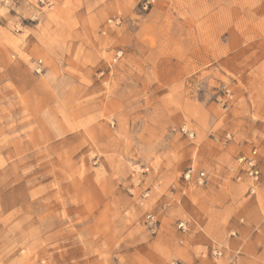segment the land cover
I'll use <instances>...</instances> for the list:
<instances>
[{
    "label": "rangeland",
    "instance_id": "rangeland-1",
    "mask_svg": "<svg viewBox=\"0 0 264 264\" xmlns=\"http://www.w3.org/2000/svg\"><path fill=\"white\" fill-rule=\"evenodd\" d=\"M0 264H264V0H0Z\"/></svg>",
    "mask_w": 264,
    "mask_h": 264
},
{
    "label": "built area",
    "instance_id": "built-area-1",
    "mask_svg": "<svg viewBox=\"0 0 264 264\" xmlns=\"http://www.w3.org/2000/svg\"><path fill=\"white\" fill-rule=\"evenodd\" d=\"M181 132L189 136L193 134L187 132L185 127L181 128ZM238 165L241 167L242 173L251 181L249 192L254 193V189L260 184L262 178V171L258 159L256 158V151H252L249 156H241L237 159ZM148 168L141 169V172L146 173ZM182 180L185 184H192L198 187H204L208 184V177L204 171H195L193 168H188L182 176ZM146 224L154 226L153 217L146 216ZM185 223L180 222L178 224L179 229H184ZM216 253V252H214Z\"/></svg>",
    "mask_w": 264,
    "mask_h": 264
}]
</instances>
